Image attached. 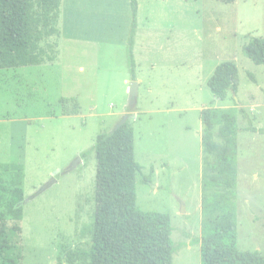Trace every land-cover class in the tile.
Instances as JSON below:
<instances>
[{"label": "rangeland", "instance_id": "1", "mask_svg": "<svg viewBox=\"0 0 264 264\" xmlns=\"http://www.w3.org/2000/svg\"><path fill=\"white\" fill-rule=\"evenodd\" d=\"M125 2L67 9L61 28L85 43L69 44L59 31L39 43L54 60L0 69V207L12 225L4 203L15 174L5 168L21 165V264H85L81 252L89 248L96 207V136L124 116L142 166L137 207L170 216L172 264H201L202 187L210 175L202 161L205 108L231 109L237 117L235 183L209 188L234 196L238 250L264 256V65L243 51L253 37H264V0H129L128 16ZM132 18L142 44L134 53L141 80L134 104ZM225 61L236 64L238 87L219 99L207 81ZM239 107L256 131L242 129Z\"/></svg>", "mask_w": 264, "mask_h": 264}, {"label": "trees", "instance_id": "2", "mask_svg": "<svg viewBox=\"0 0 264 264\" xmlns=\"http://www.w3.org/2000/svg\"><path fill=\"white\" fill-rule=\"evenodd\" d=\"M61 0H0V69L39 65L54 60L39 45L59 29ZM231 3L234 0H220ZM135 23L128 38L132 78ZM246 56L264 65V37H253L244 47ZM207 85L214 96L225 99L236 93L238 68L232 61L219 63ZM64 101V100H63ZM246 120L243 130L256 131L247 111L239 107ZM236 115L231 109L201 110L202 161L209 171L203 183L201 201V264H264L257 251H240L236 247L235 202L227 192L210 191L211 182L229 189L235 183L237 168ZM219 127L215 130V126ZM95 212L89 248L81 252L85 264H172L174 250L172 226L167 213L142 211L136 205V173L142 166L135 159L134 131L128 120L111 132L96 136ZM208 156L212 160L208 162ZM206 161V162H205ZM14 171L10 198L4 203L6 214L14 223L8 226L0 207V264H21L19 235L23 200L22 166L9 164ZM145 182H150L148 177ZM5 190V186H1ZM210 191V192H209Z\"/></svg>", "mask_w": 264, "mask_h": 264}, {"label": "crops", "instance_id": "3", "mask_svg": "<svg viewBox=\"0 0 264 264\" xmlns=\"http://www.w3.org/2000/svg\"><path fill=\"white\" fill-rule=\"evenodd\" d=\"M125 1H126L125 2V14H127V16H128V8H129L128 7V2H129V0H125ZM97 3H98V0H68V1L61 0L60 1V7H59V18H58V22H57V26H58V29L60 31L59 37L63 36L62 38L69 44L85 43L81 39H77V38H73V37L69 36V34L66 33L64 29H62L63 27L61 28V26L64 25V20H65L64 12L66 14V10L67 9L71 10V7H73L74 9L77 8V9H88L89 10V7H91L92 5H95ZM134 12H135V10L132 8V16L134 15ZM134 21L135 20L132 18L131 22L135 23ZM131 28H132V26H130L128 34L131 32ZM138 30H139V28L136 27V24H135V29H134L135 32H134L133 45H132L133 60H134V57H135L134 53H135V50L137 48V45H142V44L138 43V41H137ZM62 33L64 35H62ZM87 43H89V42H87ZM128 49H129V45H128ZM134 80H136L138 82L137 87H139L140 83H141V80L136 76V73H135V79ZM123 81L127 82L128 80L125 78Z\"/></svg>", "mask_w": 264, "mask_h": 264}, {"label": "water", "instance_id": "4", "mask_svg": "<svg viewBox=\"0 0 264 264\" xmlns=\"http://www.w3.org/2000/svg\"><path fill=\"white\" fill-rule=\"evenodd\" d=\"M233 93V92H232ZM136 94H137V82L133 81L130 83V86H129V96H130V102L132 104L135 103V100H136ZM235 95V93H233ZM127 119V116H124L122 121L120 123H123L125 122ZM119 123V124H120ZM118 126V125H117ZM54 180L50 181L46 186H49L51 185V183L53 182ZM45 186V187H46Z\"/></svg>", "mask_w": 264, "mask_h": 264}]
</instances>
